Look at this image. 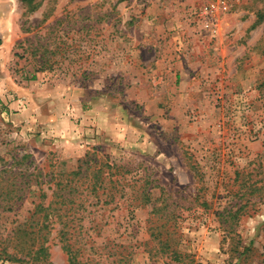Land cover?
Here are the masks:
<instances>
[{
    "label": "rangeland",
    "instance_id": "rangeland-1",
    "mask_svg": "<svg viewBox=\"0 0 264 264\" xmlns=\"http://www.w3.org/2000/svg\"><path fill=\"white\" fill-rule=\"evenodd\" d=\"M192 3L0 0V264H264V0Z\"/></svg>",
    "mask_w": 264,
    "mask_h": 264
},
{
    "label": "built area",
    "instance_id": "built-area-1",
    "mask_svg": "<svg viewBox=\"0 0 264 264\" xmlns=\"http://www.w3.org/2000/svg\"><path fill=\"white\" fill-rule=\"evenodd\" d=\"M189 17L197 27L195 31L216 36L220 30V20L230 11L233 0H191Z\"/></svg>",
    "mask_w": 264,
    "mask_h": 264
},
{
    "label": "crops",
    "instance_id": "crops-1",
    "mask_svg": "<svg viewBox=\"0 0 264 264\" xmlns=\"http://www.w3.org/2000/svg\"><path fill=\"white\" fill-rule=\"evenodd\" d=\"M166 31V30H165ZM164 30H156V33H159V34H163V33H165V35H167L166 33L167 32H165ZM160 38H163V39H165V38H167V36H162V37H160ZM164 43V42H163ZM156 45H158V44H156ZM146 54H149V52H146ZM143 60V59H142ZM158 61V64L159 65H161V64H163V65H165L164 64V60H157ZM145 62L146 63H149L147 60H145ZM168 62V61H167ZM168 64V63H167ZM166 64V65H167ZM176 76H177V78L179 77V78H181V79H183V81H186L187 79H188V77L190 76V73L187 71V70H185V69H181L180 70V73L179 72H176Z\"/></svg>",
    "mask_w": 264,
    "mask_h": 264
},
{
    "label": "trees",
    "instance_id": "trees-1",
    "mask_svg": "<svg viewBox=\"0 0 264 264\" xmlns=\"http://www.w3.org/2000/svg\"><path fill=\"white\" fill-rule=\"evenodd\" d=\"M95 172L99 174L101 172V169L100 168L99 169H95ZM75 174H77V173H75ZM70 261H71V264H78L77 261L75 260V256L72 255V254L70 256Z\"/></svg>",
    "mask_w": 264,
    "mask_h": 264
}]
</instances>
